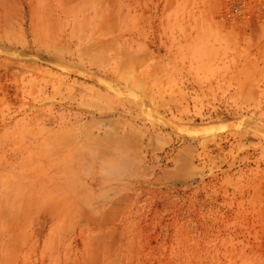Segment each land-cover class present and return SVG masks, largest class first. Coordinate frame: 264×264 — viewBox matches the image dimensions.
Returning <instances> with one entry per match:
<instances>
[{"label": "rangeland", "instance_id": "rangeland-1", "mask_svg": "<svg viewBox=\"0 0 264 264\" xmlns=\"http://www.w3.org/2000/svg\"><path fill=\"white\" fill-rule=\"evenodd\" d=\"M0 264H264V0H0Z\"/></svg>", "mask_w": 264, "mask_h": 264}, {"label": "bare ground", "instance_id": "bare-ground-1", "mask_svg": "<svg viewBox=\"0 0 264 264\" xmlns=\"http://www.w3.org/2000/svg\"><path fill=\"white\" fill-rule=\"evenodd\" d=\"M83 173H84V172H83ZM69 184L72 185V183H69ZM71 185H70V186H71ZM80 185H82V183H81ZM84 185H85V184H84ZM84 185H83V186H84ZM85 186H86V185H85ZM72 189H73V186H72ZM77 189H78V188H77ZM73 190H74V189H73ZM79 190H80V188H79ZM76 191H77V190H76ZM88 192H89V191H88ZM83 193H84V192H83ZM85 193H86V192H85ZM78 194H79V193H78ZM85 195H87V194H85ZM84 197H85V196H84Z\"/></svg>", "mask_w": 264, "mask_h": 264}]
</instances>
